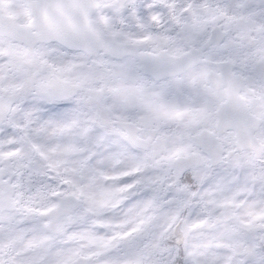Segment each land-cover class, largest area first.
Instances as JSON below:
<instances>
[{
	"label": "clouds",
	"instance_id": "9594fccd",
	"mask_svg": "<svg viewBox=\"0 0 264 264\" xmlns=\"http://www.w3.org/2000/svg\"><path fill=\"white\" fill-rule=\"evenodd\" d=\"M0 264H264V0H0Z\"/></svg>",
	"mask_w": 264,
	"mask_h": 264
}]
</instances>
